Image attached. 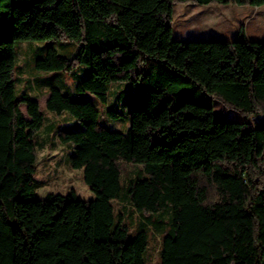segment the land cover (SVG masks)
<instances>
[{
	"label": "trees",
	"instance_id": "trees-1",
	"mask_svg": "<svg viewBox=\"0 0 264 264\" xmlns=\"http://www.w3.org/2000/svg\"><path fill=\"white\" fill-rule=\"evenodd\" d=\"M177 4L264 0H0V264H145L147 232L129 236L115 213L120 163L143 175L129 181L123 210H170L159 264H264V42L242 28L236 40H174ZM54 40L77 51L48 47L37 70L86 68L74 96L51 87L45 109L78 122L56 135L71 145L69 165L83 170L91 201L74 191L34 197L44 116L16 93L15 43ZM117 83L129 85L127 135L101 125L94 105ZM215 102L242 121H223Z\"/></svg>",
	"mask_w": 264,
	"mask_h": 264
},
{
	"label": "rangeland",
	"instance_id": "rangeland-1",
	"mask_svg": "<svg viewBox=\"0 0 264 264\" xmlns=\"http://www.w3.org/2000/svg\"><path fill=\"white\" fill-rule=\"evenodd\" d=\"M240 28L244 30L248 41L264 42V6L238 7L232 5L197 6L177 4L173 7V39L187 40H236ZM52 47L64 57H71L77 51V45L70 41L54 40L42 42L15 43V79L16 93H27L39 104L44 116L41 129L35 134L37 161L34 175V197L44 199L49 194L67 195L75 192L76 198L83 201L95 199L94 193L83 181V170H74L69 165L72 147L57 139L60 128L72 130L78 122L68 114L57 116L45 109L49 89L59 88L63 93L74 96L75 85L86 77V68L78 66L73 72L47 73L35 68V61L43 58L46 49ZM108 101L102 104L98 100L94 105L99 111V123L110 130L127 135L130 124L128 118L129 85L117 83L109 88ZM88 99H94L88 96ZM21 111L26 119L25 105ZM110 109L118 114L116 119L107 116ZM213 111L225 122H240L242 117L236 111H224L221 103L215 102ZM121 197L114 201L115 213L123 211L124 223L129 227V236L138 230L148 234V246L145 251V264H159L162 238L170 232L171 213L165 209L157 214H128L123 195L129 181L141 178L139 166L120 163ZM122 207L125 209L123 210Z\"/></svg>",
	"mask_w": 264,
	"mask_h": 264
}]
</instances>
